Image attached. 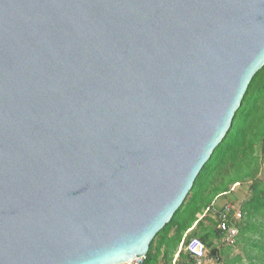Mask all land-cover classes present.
Wrapping results in <instances>:
<instances>
[{
	"label": "water",
	"instance_id": "obj_1",
	"mask_svg": "<svg viewBox=\"0 0 264 264\" xmlns=\"http://www.w3.org/2000/svg\"><path fill=\"white\" fill-rule=\"evenodd\" d=\"M264 66V0H0V264L145 257Z\"/></svg>",
	"mask_w": 264,
	"mask_h": 264
},
{
	"label": "trees",
	"instance_id": "obj_2",
	"mask_svg": "<svg viewBox=\"0 0 264 264\" xmlns=\"http://www.w3.org/2000/svg\"><path fill=\"white\" fill-rule=\"evenodd\" d=\"M221 199L233 200L236 208L225 228L216 214L204 213L209 206L222 211L227 203L221 205ZM230 227L238 228L234 244L226 242ZM193 237L205 244L206 264H264V66L253 76L227 134L141 264H196L185 250ZM235 246L241 252L233 254Z\"/></svg>",
	"mask_w": 264,
	"mask_h": 264
},
{
	"label": "built area",
	"instance_id": "obj_3",
	"mask_svg": "<svg viewBox=\"0 0 264 264\" xmlns=\"http://www.w3.org/2000/svg\"><path fill=\"white\" fill-rule=\"evenodd\" d=\"M235 206L231 203H228L224 206V209L222 211L216 210L214 206H209L204 210L205 214H208L209 212H212L218 216V219L223 223V227L225 228V221L227 220L229 214L231 213V210H233ZM236 209V208H235ZM241 212L239 209L236 210L235 216L237 218L240 217ZM228 235L226 236V242L228 244H234L236 242V236L238 234V228L237 227H230L227 230ZM185 250H187L196 260V264H206V247L203 241L198 237H193L185 247ZM145 257L136 259L132 262H129L127 264H141L143 262V259Z\"/></svg>",
	"mask_w": 264,
	"mask_h": 264
},
{
	"label": "rangeland",
	"instance_id": "obj_4",
	"mask_svg": "<svg viewBox=\"0 0 264 264\" xmlns=\"http://www.w3.org/2000/svg\"><path fill=\"white\" fill-rule=\"evenodd\" d=\"M244 191H246V189L245 188H243V189H241V197H243L244 196ZM228 200H226V199H221L220 200V202H221V205L223 204H228V203H231L232 204V202H230V201H233V200H229L228 202H227ZM241 247L240 246H235V247H233V250H232V252H233V254H237V253H239V252H241V249H240ZM213 264V263H212ZM216 264H218V263H216Z\"/></svg>",
	"mask_w": 264,
	"mask_h": 264
},
{
	"label": "crops",
	"instance_id": "obj_5",
	"mask_svg": "<svg viewBox=\"0 0 264 264\" xmlns=\"http://www.w3.org/2000/svg\"><path fill=\"white\" fill-rule=\"evenodd\" d=\"M177 258V255L175 256V259Z\"/></svg>",
	"mask_w": 264,
	"mask_h": 264
}]
</instances>
